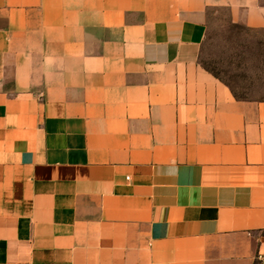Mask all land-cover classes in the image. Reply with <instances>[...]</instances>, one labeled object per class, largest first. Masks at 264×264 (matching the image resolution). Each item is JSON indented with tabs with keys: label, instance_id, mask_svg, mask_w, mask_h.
I'll use <instances>...</instances> for the list:
<instances>
[{
	"label": "crops",
	"instance_id": "1",
	"mask_svg": "<svg viewBox=\"0 0 264 264\" xmlns=\"http://www.w3.org/2000/svg\"><path fill=\"white\" fill-rule=\"evenodd\" d=\"M264 0H0V264H264V100L202 63Z\"/></svg>",
	"mask_w": 264,
	"mask_h": 264
},
{
	"label": "rangeland",
	"instance_id": "2",
	"mask_svg": "<svg viewBox=\"0 0 264 264\" xmlns=\"http://www.w3.org/2000/svg\"><path fill=\"white\" fill-rule=\"evenodd\" d=\"M201 59L236 97L264 100V32L218 25L208 34Z\"/></svg>",
	"mask_w": 264,
	"mask_h": 264
},
{
	"label": "trees",
	"instance_id": "3",
	"mask_svg": "<svg viewBox=\"0 0 264 264\" xmlns=\"http://www.w3.org/2000/svg\"><path fill=\"white\" fill-rule=\"evenodd\" d=\"M212 73V72H211ZM213 74V73H212ZM214 75V74H213ZM215 76V75H214ZM233 93V92H232ZM235 96V95H234ZM236 97V96H235ZM236 98H238V97H236ZM238 99H240V98H238Z\"/></svg>",
	"mask_w": 264,
	"mask_h": 264
}]
</instances>
